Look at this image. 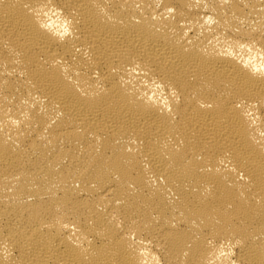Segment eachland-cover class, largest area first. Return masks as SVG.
I'll return each instance as SVG.
<instances>
[{"label": "bare ground", "instance_id": "1", "mask_svg": "<svg viewBox=\"0 0 264 264\" xmlns=\"http://www.w3.org/2000/svg\"><path fill=\"white\" fill-rule=\"evenodd\" d=\"M0 264H264V0H0Z\"/></svg>", "mask_w": 264, "mask_h": 264}]
</instances>
